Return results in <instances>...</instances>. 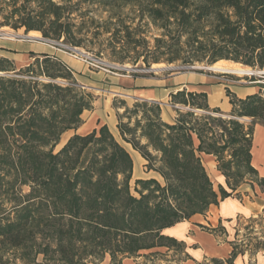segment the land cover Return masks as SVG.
Segmentation results:
<instances>
[{"label": "trees", "instance_id": "obj_1", "mask_svg": "<svg viewBox=\"0 0 264 264\" xmlns=\"http://www.w3.org/2000/svg\"><path fill=\"white\" fill-rule=\"evenodd\" d=\"M91 6L117 12L129 7L138 14L112 34L137 56L139 25L133 24L147 17L160 31L154 47L167 54V63L225 60L264 68V0H0V27L37 31L44 39L83 48L102 34L76 25L75 13ZM161 60L153 56L151 63ZM143 63L150 65L146 57ZM0 73V264H101L106 256L109 264H123L152 250L150 255H162L158 249L183 253L164 229L230 197L246 176L252 189L257 185L264 192V178L251 163L254 126L264 124L260 93L240 99L227 89L232 109L226 119L208 108L204 93L172 94L171 103L187 109L176 110L172 123L161 119L155 103L117 107L123 109L117 114L121 138L164 180H135V197L129 185L132 159L106 125L74 134L54 152L94 101L91 93L55 83H74L62 62L44 54L17 69L0 57ZM200 154L215 158L227 189H214Z\"/></svg>", "mask_w": 264, "mask_h": 264}, {"label": "crops", "instance_id": "obj_2", "mask_svg": "<svg viewBox=\"0 0 264 264\" xmlns=\"http://www.w3.org/2000/svg\"><path fill=\"white\" fill-rule=\"evenodd\" d=\"M19 42H25L22 43V50H20L23 53L21 57L26 60L23 65L27 66L35 57L46 54L62 62L76 78L84 79L79 82L85 86H89L88 83L100 85L104 83L106 85L108 82L115 92L128 95L126 98L132 102L147 101L159 105L160 117L167 123H172L175 120L176 110L185 108L179 104L174 107L169 105L171 95L178 91L206 94V105L210 110H218L220 115H227L232 109L226 95L227 89L240 99L256 93H260L264 97V86L254 83V81L248 85L232 84L231 80L224 79L225 76L220 77L194 71L168 75H120L111 77L108 81L106 77L97 74L94 77L83 73L81 67L76 65L65 53L54 48L48 49L50 47L39 40L33 41L24 38ZM30 51L34 53L31 58L27 54ZM17 56L10 52L0 54V57H6L13 63ZM113 95L122 97V95L111 94V97L102 96L101 100L95 101L93 109L82 112L81 125L76 130H68L71 131L69 137L74 134L86 135L95 129L98 130L103 125L108 127L114 138L121 137L117 128V114L121 113L123 109L112 107L115 98ZM125 145L134 160H142L130 145ZM204 156L206 168L215 172L212 156L205 154ZM251 157L252 166L258 176L264 178V124L260 122L254 126ZM216 180V191L219 185L227 189L225 178L220 172L216 175ZM243 230L246 231L244 240L243 235L240 236V231ZM162 234L183 245L182 254L186 256V259L180 262L181 264H206L207 261L214 263V260L227 264L226 261L230 259L233 247H236V251L234 257L231 258V264H264V192L257 185L254 189H243L240 186L233 196L220 200L217 205H210L203 214H195L188 220L164 229ZM249 241H259L260 245L255 246V244L254 248L252 246L246 248L247 245L244 244V249L241 248L242 245H239V243H249ZM158 251L166 252V249H158ZM220 262L214 264H221Z\"/></svg>", "mask_w": 264, "mask_h": 264}, {"label": "rangeland", "instance_id": "obj_3", "mask_svg": "<svg viewBox=\"0 0 264 264\" xmlns=\"http://www.w3.org/2000/svg\"><path fill=\"white\" fill-rule=\"evenodd\" d=\"M83 7L85 8L86 5ZM80 13H82V14H80ZM118 13H120L119 17L117 16ZM76 14L79 15V16H77V19L75 21L76 25L82 26L83 31L92 32L96 29V30H99L102 32L99 39L95 40L93 44L85 43L86 47H83V48L76 47L77 51L92 57L93 59H95L98 62H94L93 60H91V61L87 60V62L90 63V64H88L87 62L84 61L83 57L78 56V55L75 56L74 53H72L68 49L62 47L61 45H58V44H62V45L67 46L66 44H64L62 42H57L58 43L57 44L55 41H51V40H47V39H45L47 41L42 40V38H43L42 35H40L39 37H31L28 35L29 32L25 33L24 28H20V29L15 30L9 26L0 27V54H6V53L10 52L13 55H18L16 57L15 62H14L16 68L19 69V68L25 67V65H23V64L26 63V60H25V58L21 57V55L23 53L20 51V50H22L21 49L22 43H25V42H19V41H23L24 38L22 36L25 35V36H29L30 39L33 41L39 40L41 43L49 46L50 48H48V49L54 48V49H58L59 51H62L63 53H65V55L67 57H69L72 61H74L76 63V65L81 67V71L83 73H86L88 75H92L94 77H95V74H97V75H100L102 77H106V80H108L111 77H117L120 75H132V74L168 75V74H174V73L186 72V71H194V72H198V73L200 72V73H204V74H208V75H219L220 77L225 76L224 79L231 80L232 84L233 83H241L243 85H248V84H251V82H253V81L263 80L260 78L261 75L258 72L264 71V68L258 69L257 67H250V66L243 65L241 63H238V64L248 67L249 69L252 70V72L254 74L253 75H247V76H240V75L238 76V75H232V74L223 75L222 73H216V72H212V71L208 70L207 68L211 65H208L205 63H194V64L190 65V64H182L180 62H175V63L165 62L163 59H165L167 57V54H162L161 53L162 49L161 50H155V47H154L155 46L154 37H158L160 35V31L157 30L155 27H153V25L151 24L150 20L147 17H143L140 22H138V20L136 19L134 24H133V25H139L138 36L136 37V39L138 40L137 51H139V54L142 56H140V55L137 56L136 52H134V50L130 49V46H126V43H127L126 40L123 39V41H121L120 35H117V34L115 36L112 35L114 30L118 29L119 26H121L122 24L128 25L129 23H131V20L136 18V16L138 15L137 13L133 12L131 10V8H129V7L124 8L121 12H117L115 10H112V8L101 9L100 7H97V6H91V9H89V11L85 12V10L82 9L81 11H77L75 13V15ZM80 16H82V17H80ZM105 30H108L110 32L105 33L104 32ZM6 34L7 35L11 34L13 36V38L6 37ZM121 35H122V33H121ZM27 54L29 55V58L34 56V53L31 51L28 52ZM40 56H42V55H40ZM153 56H158V57L162 58V60L159 63H151ZM143 57H146L148 59V61L150 63L149 66H146L143 63ZM32 62H30V63H32ZM153 65H157L159 67V70L158 71H151V72L142 71V70L152 69ZM188 67H194V68L191 69ZM3 74H5V73H2L1 75H3ZM6 75L16 76L13 73H9ZM79 76H82V75H79ZM41 80L44 82H49V80H46V79H41ZM71 80H73L74 83H72L70 81H66V80H57V81H55V83L59 84L62 87L72 86V87L80 89L81 91L91 93L93 95V98H94V101L92 103V109H93V104L95 101H97L99 99L101 100L102 96L111 97V94H114L112 92H115L114 89H112V87H110L108 82L106 83V85L104 83H102L101 85L95 84V83H88L89 86H85L84 84H81V82H79V81H83L84 79L76 78V76L73 74H72ZM114 97L115 98L113 99L112 107L117 108V107L125 106V107L132 108V107H134V104L136 103V102H132L129 98H126L125 95H122V97H116V96H114ZM199 102H201V100H199ZM114 104H115V106H114ZM169 105L172 107L177 106L171 102ZM183 110H187V109L184 108ZM122 112H123V110L121 111V113ZM195 112L198 114L206 115L205 114L206 111L196 110ZM215 115H217L216 117L221 116L224 119L231 117L230 115H220V114H215ZM137 116H139V115L137 114ZM135 117H136V115H131V117H130L131 118L130 121L132 124L134 122ZM123 121L127 122L128 119L125 118V119H123ZM214 131H216V133H220L221 128L214 126ZM70 134H71V131H68V132H65L61 135L59 143L54 148L55 153L57 151H59L65 145V143L70 138L69 137ZM64 139L66 141L63 143ZM115 140L129 153V155L132 159V162H133L132 178H131V181L129 183L130 193L133 196L139 197V195L134 190L135 180H137V179H151V178H153V179H156L161 185H164L163 178L161 176H159V174L157 172H155L153 170L148 171L146 169L145 165L147 162L137 151H135L132 148V146L129 143H126L125 141H123V139L119 136H116ZM125 144L130 145L131 148L140 155L142 160H136V159L134 160V158L131 156L132 155L131 152H129L127 150ZM200 158H201L202 164L206 170V173H207L209 179L211 180L213 187L216 190V187H217L216 175H218L219 171L216 168L217 163L215 162V158L211 157L212 162L214 163L215 172H213L211 169L206 168V165H205L206 160H205L204 154H200ZM153 172H155V173H153ZM248 179H251V177L246 176L245 180L247 182L245 180H242L239 183L238 187L241 186L243 189L244 188L250 189L251 186L248 184ZM252 179L254 180L253 177H252ZM254 188H255V185H254ZM22 191L24 193H26L28 191V187H23ZM227 191L230 192L229 189ZM233 195H234V193H231V196H233ZM244 234H246V231H244V230L240 231V236L243 235V240L246 239ZM244 244L247 245L246 248H248L250 246H252L254 248L255 244H256L255 246L260 245L259 241H257V242L249 241V243H247V242L239 243V245H242L241 248H243V249L245 247ZM151 252H153V250L148 251V252H142L141 254L143 256H140L138 258H127V259L123 260V264H181L180 262H182L186 259V256H184L180 251L178 253H170V254H168L166 252H161L162 255L159 253L156 255L155 254L150 255ZM144 255H147V256H144ZM42 262H43V257L40 256L39 257V263H42ZM205 263L206 264H214L211 261H207ZM89 264H92V263H89ZM101 264H109V257L106 256L105 260Z\"/></svg>", "mask_w": 264, "mask_h": 264}, {"label": "bare ground", "instance_id": "obj_4", "mask_svg": "<svg viewBox=\"0 0 264 264\" xmlns=\"http://www.w3.org/2000/svg\"><path fill=\"white\" fill-rule=\"evenodd\" d=\"M29 36L31 37H39L40 34L39 32H29L28 33ZM6 37L9 38H13V36L7 35ZM152 69H154V71H158L159 67L157 65H153ZM208 70L212 71V72H216V73H226V74H232V75H240V76H247V75H253L254 73L252 72L251 69H249L246 66H242L238 63H234V62H230V61H225V60H220L214 64H212L211 66H209L207 68ZM66 140H63V143Z\"/></svg>", "mask_w": 264, "mask_h": 264}, {"label": "built area", "instance_id": "obj_5", "mask_svg": "<svg viewBox=\"0 0 264 264\" xmlns=\"http://www.w3.org/2000/svg\"><path fill=\"white\" fill-rule=\"evenodd\" d=\"M48 42H49V41H48ZM56 43H57V42H56ZM57 44H58V43H57ZM58 45H61L62 47L68 49L69 51H71L72 53H74L75 56L78 55V56L83 57L85 62H87V60H89V61L93 60L94 62H98V61H96L95 59H93L92 57H90V56H88V55H86V54H84V53H80L79 51L76 50V48H72V47H69V46L62 45V44H58ZM87 63H88V62H87ZM88 64H90V63H88ZM91 64H92V63H91ZM188 68L193 69L194 67H188ZM177 69H178V68H177ZM142 71H145V72H151V71H148V70H142ZM258 73L261 75L260 78L264 80V71H260V72H258ZM263 80H258V81L256 80V81H254V83H257V84H260V85L264 86V81H263Z\"/></svg>", "mask_w": 264, "mask_h": 264}, {"label": "water", "instance_id": "obj_6", "mask_svg": "<svg viewBox=\"0 0 264 264\" xmlns=\"http://www.w3.org/2000/svg\"><path fill=\"white\" fill-rule=\"evenodd\" d=\"M23 38H25V39H30V37L29 36H22ZM42 40H45V39H43L42 38ZM45 41H47V40H45ZM148 71H154L153 69H147ZM0 74H2V73H0ZM91 88V87H90ZM112 93H114L115 95H125V94H122V93H118V92H112ZM125 96H128V95H125Z\"/></svg>", "mask_w": 264, "mask_h": 264}]
</instances>
